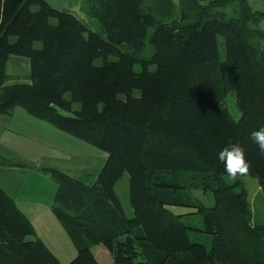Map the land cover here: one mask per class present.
I'll use <instances>...</instances> for the list:
<instances>
[{
  "label": "trees",
  "instance_id": "trees-1",
  "mask_svg": "<svg viewBox=\"0 0 264 264\" xmlns=\"http://www.w3.org/2000/svg\"><path fill=\"white\" fill-rule=\"evenodd\" d=\"M82 8L97 31L46 0H0V116L20 107L107 155L78 176L40 169L57 184L52 211L77 251L69 264H98L99 245L111 264H264V155L250 138L264 127V12L248 0ZM230 144L245 150L256 205L217 158ZM123 174L131 217L115 190ZM173 207L200 215L210 248ZM0 264H60L1 188Z\"/></svg>",
  "mask_w": 264,
  "mask_h": 264
},
{
  "label": "crops",
  "instance_id": "crops-1",
  "mask_svg": "<svg viewBox=\"0 0 264 264\" xmlns=\"http://www.w3.org/2000/svg\"><path fill=\"white\" fill-rule=\"evenodd\" d=\"M258 10L264 12V4ZM260 28L264 31V21ZM17 108L8 118L0 116V160L22 161L30 167L0 164V188L14 200L36 237L59 263L69 264L77 251L52 211L57 184L40 169L57 168L70 176H78L83 171L101 169L107 155L94 153L88 158L81 152L80 143L75 142L81 141ZM98 249L100 264H111L110 253L101 247Z\"/></svg>",
  "mask_w": 264,
  "mask_h": 264
},
{
  "label": "rangeland",
  "instance_id": "rangeland-1",
  "mask_svg": "<svg viewBox=\"0 0 264 264\" xmlns=\"http://www.w3.org/2000/svg\"><path fill=\"white\" fill-rule=\"evenodd\" d=\"M46 1L53 8H55L59 11H65V12H69V13L73 14L78 20H80L87 27L88 31L95 32L98 30V26H97L96 21L89 18L83 12V8H82L83 7V0H46ZM248 2L254 10H258L260 8V6H262V4H264L263 0H248ZM98 63H100V61H98ZM7 72H8V74L12 73L10 66L7 69ZM224 104H225V107L230 112L231 116L235 120H237L241 116L240 112L237 110V108L235 106V100H234L233 96H228L226 98ZM17 110L23 111L22 108L21 109L17 108ZM63 113H65V112H63ZM75 142L80 143L81 152H83L88 158H90V156H93L94 153L103 154L102 152H100L99 150H97L96 148H94L88 144H85L82 142H77V141H75ZM46 168H50V167H46ZM244 184H245V187L248 191L250 201L252 202V204L256 205V201L261 200L259 198V197H261V196H259L260 188H259L257 182L255 183V179H248L246 182H244ZM115 190H116V193L119 196V198H120V200L124 206L126 215L128 217H131L133 213H132V209H131L130 204H129L128 176H127V174H123V176L118 180V182L116 183V186H115ZM206 202H207V204L212 203L211 200H207ZM170 209L175 214H181L182 215V217H181L182 221L184 223H186L187 225L192 227V229L189 231L191 241L201 243L204 246H206L207 248H210L211 242H212V236L199 231V229L203 228L200 215L194 213L193 210L188 209V208L173 207ZM98 247H101L102 249L107 251L108 254H109V252L102 245L95 246L91 249L94 258L97 260L98 264H100L101 258L99 256L100 252H99ZM109 256H110V254H109ZM98 259L100 262L98 261ZM110 259L112 261L111 256H110Z\"/></svg>",
  "mask_w": 264,
  "mask_h": 264
},
{
  "label": "clouds",
  "instance_id": "clouds-1",
  "mask_svg": "<svg viewBox=\"0 0 264 264\" xmlns=\"http://www.w3.org/2000/svg\"><path fill=\"white\" fill-rule=\"evenodd\" d=\"M250 138L264 155V127L253 131ZM217 158L231 179L246 182L250 178L251 165L246 159L244 148L239 144H230L223 148Z\"/></svg>",
  "mask_w": 264,
  "mask_h": 264
}]
</instances>
